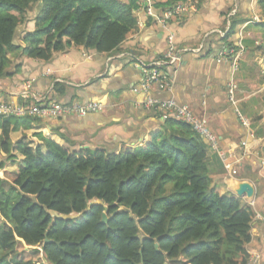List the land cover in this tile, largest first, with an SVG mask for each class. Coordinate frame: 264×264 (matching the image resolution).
Listing matches in <instances>:
<instances>
[{
    "label": "trees",
    "instance_id": "1",
    "mask_svg": "<svg viewBox=\"0 0 264 264\" xmlns=\"http://www.w3.org/2000/svg\"><path fill=\"white\" fill-rule=\"evenodd\" d=\"M138 8L137 0H0V78L14 54L48 62L71 46L116 51L136 30ZM257 9L264 19V0ZM35 10V29L19 45ZM238 25L234 19L224 40ZM41 120L0 116L3 152L8 161L21 157L0 176V264H38L29 259L35 249L19 252L20 243L40 248L47 264H247L256 213L218 191L210 145L190 125L163 119L146 144L118 153L72 150L41 134L42 145L10 142Z\"/></svg>",
    "mask_w": 264,
    "mask_h": 264
},
{
    "label": "crops",
    "instance_id": "2",
    "mask_svg": "<svg viewBox=\"0 0 264 264\" xmlns=\"http://www.w3.org/2000/svg\"><path fill=\"white\" fill-rule=\"evenodd\" d=\"M137 1V28L112 53L101 54L71 46L55 53L48 62L17 54L10 56L12 63L7 75L0 78V101L26 102L19 93L31 87L34 94H50L62 104L102 105L99 112L84 118L42 119L32 130L12 133L10 142L16 144L25 138L34 146L42 145L37 136L41 134L72 150L103 149L118 153L135 149L146 144L150 134L164 124L162 117L148 106V101L174 100L206 119L220 149L233 154L237 161L238 175L229 178L218 155L209 148L207 162L218 191L236 196L234 189L238 183H251L254 198L240 199L264 217V19L258 13L257 0H239L240 13L236 18L239 25L230 37L234 47L240 42L244 48L237 70L233 61L216 60L221 39L212 34L201 54L187 53L178 67L169 69L171 91H161L157 86L145 91L142 70L132 57L145 63L159 59L165 55L170 37L179 48L199 47L207 34L224 29L233 0H195L199 3L195 11L173 21H164V12L172 6L167 5L171 0ZM36 13V10L31 12L19 28L16 37L19 45L24 46L22 33L34 31ZM55 86L63 93H57ZM2 147L0 131V164H5L1 172L16 170L17 167L8 169V163L12 162ZM15 161H21V157ZM251 235L247 251L249 255H259L264 264L262 221L253 222Z\"/></svg>",
    "mask_w": 264,
    "mask_h": 264
},
{
    "label": "built area",
    "instance_id": "3",
    "mask_svg": "<svg viewBox=\"0 0 264 264\" xmlns=\"http://www.w3.org/2000/svg\"><path fill=\"white\" fill-rule=\"evenodd\" d=\"M197 3L195 0L181 1L174 6L168 7L164 12V21H173L181 19L186 15L192 13L197 9ZM239 0H233L231 8L225 17V27L223 30H216L205 36V40L195 49L179 48L176 46L172 37L167 42V51L164 56L150 63H145L135 57H132L133 61L138 63L143 74L142 88L145 91H149L153 87H158L161 91H171L172 81L170 78L169 69L178 67L182 58L187 53L201 54L207 48L208 37L212 34L217 35L222 42L221 47L216 55L218 62H232L234 69L237 70L240 56L244 52L242 43L238 42L237 48L231 45V41L224 40L231 30V25L234 19L240 13ZM254 21L257 22L258 18L255 17ZM252 23V22H251ZM28 87L26 90L19 93L20 97L26 102L15 104L13 102L0 101V116L1 117H24L32 116L38 119H58L64 116H73L78 118L87 117L90 114L97 113L101 110L102 105L94 102L87 104L72 103L62 104L50 97V94L38 96L34 94ZM230 94L234 93V88L230 89ZM148 106L153 108L156 113H159L162 119L174 117L179 121H183L190 125L194 131H196L202 138H204L212 151L218 155L223 167L227 171V177L234 178L238 175L237 161L233 154L228 153L219 147L217 137L209 129L206 119L199 118L193 113L190 107L186 105H179L174 100L159 101L150 99ZM264 223V217L260 214H256V219ZM247 264H261V257L259 255H250Z\"/></svg>",
    "mask_w": 264,
    "mask_h": 264
},
{
    "label": "water",
    "instance_id": "4",
    "mask_svg": "<svg viewBox=\"0 0 264 264\" xmlns=\"http://www.w3.org/2000/svg\"><path fill=\"white\" fill-rule=\"evenodd\" d=\"M234 192H235V194H236V196L238 198H242V197L246 196L248 200L253 199L254 195H255V189L252 186V184L249 183V182H240V183H238L236 185L235 189H234ZM99 204H101V203H99ZM107 213H108V210L106 209V211H105V213L103 214V217H102V222L103 223H107L108 222ZM49 242L50 241L48 239H46L45 244H48ZM156 248H158V245H156Z\"/></svg>",
    "mask_w": 264,
    "mask_h": 264
},
{
    "label": "rangeland",
    "instance_id": "5",
    "mask_svg": "<svg viewBox=\"0 0 264 264\" xmlns=\"http://www.w3.org/2000/svg\"><path fill=\"white\" fill-rule=\"evenodd\" d=\"M197 6H199V3H197ZM257 27H259V26H257ZM26 33H27V31H25L24 33H22V36L21 37L23 38ZM11 162L12 163H10V162L8 163V169H11L12 170V169H15V167H17V165L19 164L20 161H11ZM2 172H0V175H4V173H2ZM17 248H18V251L19 252H21V251L28 252L30 249H32V250L35 249V250L32 251V253L29 254V256L32 257V258H29V259H32L33 261L38 262V264H41V262L44 263V264H47L46 261L44 260V256L42 254V251L40 252V248H30V247H26L22 243H20ZM35 251H37V253Z\"/></svg>",
    "mask_w": 264,
    "mask_h": 264
}]
</instances>
